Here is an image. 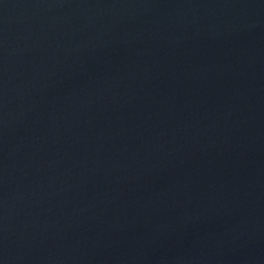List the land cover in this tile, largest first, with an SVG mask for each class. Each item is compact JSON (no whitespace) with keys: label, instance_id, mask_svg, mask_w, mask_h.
I'll return each mask as SVG.
<instances>
[{"label":"water","instance_id":"water-1","mask_svg":"<svg viewBox=\"0 0 264 264\" xmlns=\"http://www.w3.org/2000/svg\"><path fill=\"white\" fill-rule=\"evenodd\" d=\"M0 264H264V0H0Z\"/></svg>","mask_w":264,"mask_h":264}]
</instances>
